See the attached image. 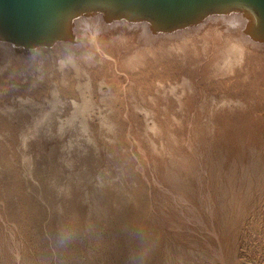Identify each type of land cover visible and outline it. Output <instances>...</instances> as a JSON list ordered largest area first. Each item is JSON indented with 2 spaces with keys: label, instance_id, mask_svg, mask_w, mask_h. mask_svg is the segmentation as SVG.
<instances>
[{
  "label": "rangeland",
  "instance_id": "1",
  "mask_svg": "<svg viewBox=\"0 0 264 264\" xmlns=\"http://www.w3.org/2000/svg\"><path fill=\"white\" fill-rule=\"evenodd\" d=\"M127 24L0 48V264H264V43Z\"/></svg>",
  "mask_w": 264,
  "mask_h": 264
},
{
  "label": "water",
  "instance_id": "2",
  "mask_svg": "<svg viewBox=\"0 0 264 264\" xmlns=\"http://www.w3.org/2000/svg\"><path fill=\"white\" fill-rule=\"evenodd\" d=\"M232 15L249 39L264 43V0H0V40L31 49L76 40V22L146 23L154 34L196 26L211 15Z\"/></svg>",
  "mask_w": 264,
  "mask_h": 264
},
{
  "label": "bare ground",
  "instance_id": "3",
  "mask_svg": "<svg viewBox=\"0 0 264 264\" xmlns=\"http://www.w3.org/2000/svg\"><path fill=\"white\" fill-rule=\"evenodd\" d=\"M127 22L128 26L130 27H136L138 28V31H140L141 33H143V35L145 36V38L147 39L148 43H151V42H155V41H160V39H175V38H183V37H188L190 35H193V34H196L199 32V30L205 28L206 26H208L211 22H216V21H219L220 22H224L226 23L228 26H226V28H228L227 30H229L230 28L232 29H238V35L237 37L240 39V41H236L235 43H233V47H235L236 49L240 48L245 42L246 43H249V42H252L253 40L249 39L247 36L243 35L242 32L240 31V24L237 22L238 20H236L234 18V16L232 15H211L209 16L207 19H205L202 23H199L198 25L196 26H191V27H188V28H184V29H180V30H177V31H173V32H169V33H161V34H154L151 32V29H149V27L146 25V23H139V22H130V21H126V20H116V21H112V22H105L103 21L102 19L100 18H97V17H84V18H81L79 19L77 22H76V33H77V37H76V40L73 41V42H69V41H62V42H57L54 46V48H59V49H62L65 53H73L74 50L78 49L76 47H84L87 45H91V43H96L97 40H98V36H99V30L100 29H103L105 30V28H109V27H112L111 25H114L115 23H118V22ZM231 25V27H230ZM210 26V25H209ZM231 29V30H232ZM139 34V33H138ZM141 35V34H140ZM101 36V35H100ZM192 37V36H191ZM237 38V39H238ZM185 40V39H184ZM255 42V41H253ZM252 42V44H253ZM86 44V45H85ZM152 44V43H151ZM257 44H261V43H258L256 42L255 45ZM0 48L5 51V53L7 55H11V53H15V52H19V53H22V54H25L23 52H20L19 50H17V48H15L11 43H8L6 41H3V40H0ZM36 49V50H35ZM40 50H44V49H47L46 47H43V48H34V49H31V51L28 53L30 54L31 52L34 53L36 51H39ZM188 51V50H187ZM186 51V52H187ZM242 54V53H241ZM15 55H18V54H15ZM71 57H72V54H70ZM73 58V57H72ZM174 58H175V55H174ZM172 58V59H174ZM171 59V60H172ZM187 59V58H186ZM166 60V59H164ZM189 60V58H188ZM195 60V59H194ZM198 60V59H197ZM153 61V62H152ZM176 61V60H175ZM149 62V60L147 61ZM163 62V60H162ZM170 62V61H169ZM168 62V63H169ZM177 62V61H176ZM187 62V61H186ZM151 63L153 65L154 63V59L151 60ZM163 64V63H162ZM15 67H17L18 69L21 66V62L18 58H15V63L13 64ZM150 65V64H149ZM148 65V66H149ZM157 65V64H156ZM156 65L154 64V66L156 67ZM166 65V64H165ZM167 66V65H166ZM170 66V65H169ZM175 66V64H174ZM188 66V64H187ZM153 67V66H152ZM158 67V65H157ZM164 67V66H163ZM172 67V66H171ZM170 67V69H171ZM148 68V67H147ZM154 68V67H153ZM186 68V67H185ZM17 69V70H18ZM179 69V68H178ZM19 70H25V71H28L27 69L25 68H20ZM149 70H151L149 68ZM167 70V69H165ZM16 71V70H15ZM155 71V70H153ZM152 71V72H153ZM159 71V70H158ZM161 71V70H160ZM164 71V70H162ZM172 71V70H171ZM176 71V70H175ZM157 72V71H155ZM166 72V71H165ZM154 73V72H153ZM168 73V71H167ZM173 73V71H172ZM166 74V73H165ZM169 74V73H168ZM24 75H27L24 74ZM156 75V74H155ZM230 78V77H229ZM234 80V79H233ZM41 83V82H40ZM43 84V82H42ZM47 84V83H46ZM46 84L44 82V85L46 87ZM237 85V84H236ZM26 86V85H25ZM31 86V84H27L26 88H29ZM41 86V85H40ZM39 86V87H40ZM235 87V86H234ZM55 88V87H53ZM31 89V88H30ZM38 90L37 87L34 88V91ZM48 89V88H47ZM46 89V90H47ZM54 90V89H53ZM28 91V90H27ZM30 91V90H29ZM50 91V89H49ZM50 94V93H49ZM240 95V94H239ZM47 96V95H46ZM35 99V98H34ZM46 99V98H45ZM48 99V98H47ZM49 101V100H48ZM126 215V214H125ZM101 218V217H100ZM135 242V241H134ZM138 244V243H137ZM142 244V243H140ZM136 246V245H135ZM141 247V245L139 246ZM59 258L62 260L63 259V264H78L76 262V251H73L71 249L68 248V246L66 245H62L59 247ZM138 249V248H137ZM123 252V251H122ZM121 254V253H120ZM121 257V256H120ZM171 257V256H170ZM170 259V258H169ZM167 260V259H166ZM173 261V260H172ZM170 262V261H169ZM61 263V262H60ZM173 263V262H172Z\"/></svg>",
  "mask_w": 264,
  "mask_h": 264
}]
</instances>
